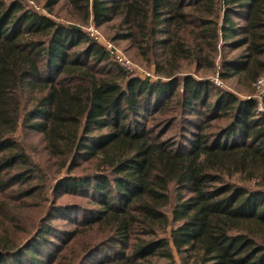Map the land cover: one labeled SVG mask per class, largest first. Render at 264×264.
I'll list each match as a JSON object with an SVG mask.
<instances>
[{
  "label": "trees",
  "instance_id": "1",
  "mask_svg": "<svg viewBox=\"0 0 264 264\" xmlns=\"http://www.w3.org/2000/svg\"><path fill=\"white\" fill-rule=\"evenodd\" d=\"M38 1L48 13L64 6L66 22L0 0V188L13 196L0 198V264H42L38 246L51 238L66 239L54 264H77L84 238L91 248L119 246L108 264H175L173 248L191 264H264V110L230 92L210 101L206 83L190 76L176 91L183 62L211 65L219 37L243 47L221 60L224 75L254 82L264 74V0ZM90 19L112 21L111 40H127L160 78L121 68L83 31ZM190 109L203 118L198 131L162 139ZM18 129L40 135L46 166ZM62 170L51 184L47 174ZM50 185L53 197L96 206L73 203L75 215L59 217L73 225L64 237L51 212L67 209L48 198ZM13 208L31 230L9 222L21 214Z\"/></svg>",
  "mask_w": 264,
  "mask_h": 264
},
{
  "label": "rangeland",
  "instance_id": "2",
  "mask_svg": "<svg viewBox=\"0 0 264 264\" xmlns=\"http://www.w3.org/2000/svg\"><path fill=\"white\" fill-rule=\"evenodd\" d=\"M23 3H25L27 6L33 7L34 9H37L38 11L49 15L51 18L58 20V21H64L66 22L67 14H66V8L62 5L57 6L52 13H48L45 9H43L41 6L42 4L38 0H21ZM233 19L238 24H243L244 22L242 19H240V16H233ZM73 23L78 24L77 22L73 21ZM83 31L95 42L100 44L103 48L106 45L107 42L113 43V45L122 52L125 57H127L134 66V71L129 72L134 76L140 77L141 79L146 78L147 76L140 75L139 73L141 71H147L151 74L152 79H158L160 78V75L156 72V70L152 66H148L144 61H142L139 57L136 56V51L132 49L129 45V42L124 39H118L116 41H112L111 38L113 36V33L115 31V24L112 21L104 22L99 25H95L92 20L90 19L86 24L81 25ZM96 36V37H95ZM164 37V36H163ZM215 41L212 39L208 40V45L211 47L212 44H214ZM223 39L221 37L218 38L216 41L214 48L212 50L208 51V59L211 58V65L206 64L205 62H201L200 64L195 63L192 60H187L183 62L182 64V70L177 73V77L179 78V84L177 85L176 91L178 93V96H180L182 92V79L190 76L194 77L196 80H201L207 85V94L209 96V100L213 101L214 97L222 92H230L235 97L247 100V99H255L257 101V109L258 110H264V104L261 102V95L264 93V74L257 77V80L254 82H250L249 80H245L243 77L239 76L238 74H229L224 75L222 66H221V60L223 58L229 59L237 56L242 52L243 47L232 49L229 47L228 44H224ZM80 48L83 47V45H79ZM160 53V52H159ZM103 67L109 68L110 70L113 69L112 65H104ZM197 109H202V104L199 102L196 104ZM196 110L190 109L188 111H181L180 116L177 115L174 118H176L175 122L171 124L168 127V130L166 131V134L162 137L164 140H172L174 138L179 140H182V135H186L187 137H192V132L198 131V128L202 124L203 118L196 115ZM146 117H150L148 114ZM157 117L152 116L151 118L147 119H153ZM185 117V118H184ZM187 119V120H185ZM144 118H142V121ZM149 122H152V120H149ZM159 131H161L159 129ZM19 139L18 141L21 142L24 146L27 147L28 152L31 156V158L41 166H46V158L47 155L43 151L42 141L40 135L36 133H21L18 129L17 133ZM55 171V170H54ZM63 176H65L63 170L59 174H55L52 172V174H47L48 181L51 182V184H55L59 179H61ZM48 182V183H49ZM51 187L47 193V196L49 199L52 198V201L57 199L56 206H60L61 208H66L67 210L63 213L57 214L56 212H51V217L57 218L53 219V223L60 226V223L62 222L64 231L61 234H55L59 237H64L66 231H69L73 229V225L68 222L67 220H63L59 218L61 215L64 216H70L71 218L75 215V213L72 211L74 208H72L73 203H81V205L87 207V208H93L96 206H90L85 202V200H82L79 197L76 196H68V195H61L60 191L59 193H56V196L58 198L53 197L51 194ZM0 198L2 197H8L13 198V196L6 195V189L0 188ZM175 191H173V196H175ZM186 192H183V196H186ZM29 207V206H28ZM14 211L19 212L21 214H18L15 219L10 220L9 222H17L20 225H23V229L29 227L30 230L32 229V225L29 222V217L26 215H23L17 208H13ZM47 214L50 216V214ZM37 214V213H35ZM61 221H59V220ZM4 222V220H3ZM5 223V222H4ZM58 227V226H57ZM59 228V227H58ZM60 229V228H59ZM20 230L21 229H16ZM159 235H164L163 233H158ZM30 237H28L29 239ZM27 239V240H28ZM26 240V241H27ZM24 241L23 245L26 243ZM52 244L51 245H43L39 244L38 250L41 252L40 259H42V264H54L58 260V256L61 253L62 249L65 247L66 239H55L51 238ZM94 243V240L84 238L82 239L77 246V253L79 254V262L77 264H108L109 261L114 257L118 258V249L119 246L116 248L115 251L110 249L107 244L102 242L101 244H98L95 246V248H91V244ZM22 245V246H23ZM60 250V252H59ZM87 257V258H86ZM189 257V256H188ZM187 257L186 254H178L175 249L173 248V260L175 264H191V260ZM23 258L25 261L29 259V256L24 255ZM171 260H167V258L163 257L156 260L157 264H165L169 263ZM28 264V263H24Z\"/></svg>",
  "mask_w": 264,
  "mask_h": 264
},
{
  "label": "built area",
  "instance_id": "3",
  "mask_svg": "<svg viewBox=\"0 0 264 264\" xmlns=\"http://www.w3.org/2000/svg\"><path fill=\"white\" fill-rule=\"evenodd\" d=\"M96 37V36H95ZM106 51L111 55V57L118 63V65L127 72L134 71V66L132 62L122 54L111 42H107L104 46ZM140 75L151 77V74L147 71H141Z\"/></svg>",
  "mask_w": 264,
  "mask_h": 264
}]
</instances>
